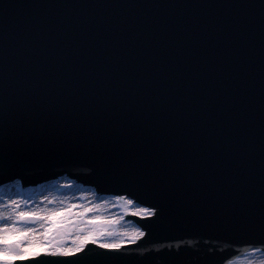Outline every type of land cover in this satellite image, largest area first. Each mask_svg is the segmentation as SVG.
Returning <instances> with one entry per match:
<instances>
[{"label":"snow or ice","instance_id":"6c2138e0","mask_svg":"<svg viewBox=\"0 0 264 264\" xmlns=\"http://www.w3.org/2000/svg\"><path fill=\"white\" fill-rule=\"evenodd\" d=\"M209 7L238 11L217 21L119 11ZM0 9V174L49 146L80 145L94 156L97 179L134 189L116 196L115 205L147 221L145 230H119L118 219L101 215L107 202L49 193L44 206L29 208L30 199L8 198L0 203V264H238L184 239L208 233L246 238L252 251L243 264H264V0H5ZM16 9L28 12L9 27ZM257 20L258 178L248 102L254 65L244 51ZM202 52L210 58L204 66ZM221 160L230 162L227 174L212 170ZM74 188L69 181L56 191ZM137 194L155 202L137 207L129 198ZM146 236L157 243L134 255L131 246L142 247Z\"/></svg>","mask_w":264,"mask_h":264},{"label":"water","instance_id":"95a60500","mask_svg":"<svg viewBox=\"0 0 264 264\" xmlns=\"http://www.w3.org/2000/svg\"><path fill=\"white\" fill-rule=\"evenodd\" d=\"M8 3H61V2H142V0H7ZM164 3H185V4H208V5H227L233 3H253L259 4L260 0H158ZM5 3V0H0V5ZM75 11V10H74ZM87 13H96L100 15L109 14L110 10H85ZM124 15L135 14L141 17L151 18L153 16L161 17L168 16L174 18L188 17V18H203L209 21L224 20L237 13L238 10L226 7H209V8H185V9H161V10H132L131 13L123 12ZM26 9L10 10L7 20L9 27H14L22 22V17L27 14ZM259 10H254V14L258 17ZM249 14H253L250 12ZM4 25L3 9H0V50H2V33ZM250 44L244 50L246 58L254 65V86L249 89L248 102L254 107L252 123L256 132V147H255V168L258 178L259 171V148H258V133H259V28L258 20L255 29L250 35ZM220 47H223L221 44ZM240 45L234 48L235 54H240ZM209 56L206 52H202L198 58V64L201 66L207 65ZM232 77L226 75L224 77L225 85L231 82ZM227 95V93H226ZM208 147L207 142L205 148ZM97 165L94 156L86 151L80 145H52L44 151L25 159L21 162L19 167L6 174H0V182L11 180L15 177H20L27 183H34L36 181L46 180L51 176H58L64 173L76 177L83 182L95 186L103 193H127L134 191L129 187V184L122 180H104L97 179L96 169ZM213 171H221L227 174L230 171V162L228 160H221L218 165L214 166ZM20 183V182H19ZM139 202L150 205L155 201L148 195H131ZM147 223L145 220L144 225ZM185 241H191L192 246L215 247L220 254L232 258L233 255L251 249V246L245 242L244 237H217L212 233L204 234L202 236H186ZM157 243L152 237L146 236L145 240L141 242L142 247L131 246L134 255H140L145 248H151ZM167 243V241H164ZM23 264H32L31 261L23 262Z\"/></svg>","mask_w":264,"mask_h":264},{"label":"rangeland","instance_id":"374dc122","mask_svg":"<svg viewBox=\"0 0 264 264\" xmlns=\"http://www.w3.org/2000/svg\"><path fill=\"white\" fill-rule=\"evenodd\" d=\"M70 180L69 179H63V180H54L48 184H45L43 186H41L40 188H36V189H31V190H28V191H25L26 192V196H25V199H30L32 201L31 204L28 205L29 208L33 207V202L39 197V195H41L42 193H51L52 195H57L59 193H62V194H66L67 190H61V191H56V188L60 185V184H63L65 182H69ZM71 182V181H70ZM14 191H11L9 192V190L5 191L3 190V188L0 189V203H3L4 200L8 199V198H15L17 196L19 197H23L24 198V193L23 192H17L15 191L14 187H12ZM81 195L84 196V198L86 197V194H76V200L77 202H88V201H91L93 203H97V204H102L103 202H107L104 207L102 208L101 210V215L105 216L106 218H109V219H118L119 220V223L117 225H115V227L119 230H124V223H126L125 220H121L120 219V215L118 214L117 210L115 209V207H113L111 204V202L106 199H95L93 198L92 196L89 195L88 197V200L85 198L84 201H80V197ZM250 256V255H249ZM248 255H241L238 257V264H243V260L245 257H249ZM237 259V257H236Z\"/></svg>","mask_w":264,"mask_h":264},{"label":"bare ground","instance_id":"6f19581e","mask_svg":"<svg viewBox=\"0 0 264 264\" xmlns=\"http://www.w3.org/2000/svg\"><path fill=\"white\" fill-rule=\"evenodd\" d=\"M63 178L64 177H60V178H58V180H63ZM65 179V178H64ZM15 183H18V185H20V183H19V180H15V182H13V183H11V185L8 183V184H5V185H3V190H5V191H7V190H9V192H11V191H14L13 190V188L12 187H14L16 184ZM45 184H48V182L47 183H44V184H41V185H38L36 188H40L41 186H43V185H45ZM86 194V199L88 200V197H89V195L90 196H92V194H93V191H91V194H90V190H89V188L88 187H85V188H79L78 186H76V188H74L73 190H71V191H67L66 192V194L64 195V194H62V193H59V194H57V195H55V196H68V197H76V194ZM46 195H49V193H47V194H45V193H42L41 195H39V197L33 202V207H35L36 205H40V206H44L43 204H41V197L42 196H46ZM101 198H104V199H106V200H108L109 199V197H101ZM113 200H114V198H113ZM75 201L77 202V200H76V198H75ZM137 207H144V206H140V205H137ZM124 228L125 229H129V230H131V229H134V226L132 225V224H130V223H128V222H126V223H124ZM252 251V250H251ZM251 251H249L247 254H245V255H251ZM256 256H257V258H259V256H260V253H257L256 254ZM238 260V258L237 259H235V261H237Z\"/></svg>","mask_w":264,"mask_h":264}]
</instances>
